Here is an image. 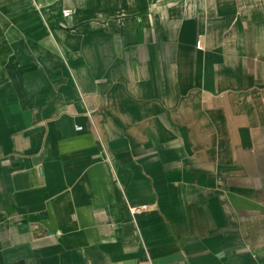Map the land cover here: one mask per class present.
Listing matches in <instances>:
<instances>
[{
    "label": "crops",
    "instance_id": "1",
    "mask_svg": "<svg viewBox=\"0 0 264 264\" xmlns=\"http://www.w3.org/2000/svg\"><path fill=\"white\" fill-rule=\"evenodd\" d=\"M0 264H264V0H0Z\"/></svg>",
    "mask_w": 264,
    "mask_h": 264
},
{
    "label": "built area",
    "instance_id": "2",
    "mask_svg": "<svg viewBox=\"0 0 264 264\" xmlns=\"http://www.w3.org/2000/svg\"><path fill=\"white\" fill-rule=\"evenodd\" d=\"M71 10H66V14H68ZM147 207V205H139V206H134L132 207V212L135 213V212H138L140 210H143Z\"/></svg>",
    "mask_w": 264,
    "mask_h": 264
},
{
    "label": "rangeland",
    "instance_id": "3",
    "mask_svg": "<svg viewBox=\"0 0 264 264\" xmlns=\"http://www.w3.org/2000/svg\"><path fill=\"white\" fill-rule=\"evenodd\" d=\"M66 10H71V11H70L68 14H66ZM72 13H73V9H72L71 7H67V8H64V9H63V14H64L65 16H71Z\"/></svg>",
    "mask_w": 264,
    "mask_h": 264
}]
</instances>
